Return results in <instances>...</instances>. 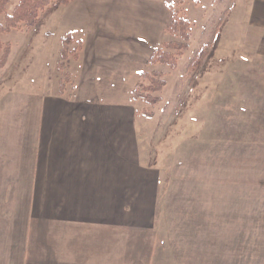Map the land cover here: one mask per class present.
I'll list each match as a JSON object with an SVG mask.
<instances>
[{"label": "rangeland", "instance_id": "rangeland-1", "mask_svg": "<svg viewBox=\"0 0 264 264\" xmlns=\"http://www.w3.org/2000/svg\"><path fill=\"white\" fill-rule=\"evenodd\" d=\"M17 2L11 0L6 12ZM62 7L42 13L34 28L0 33V41L11 46L0 71L5 153L19 159L29 143L27 156H39L40 132L49 130L58 140L50 160L65 156L97 169H117L123 177L153 178L146 185L153 192L156 232L183 240L186 255L200 256L196 264H226L227 249L236 257L244 254V261L264 256V61L258 54L264 26L258 0L178 4L192 23V37L175 70L147 64L146 55L96 61L93 49L79 61L74 55L83 34L66 32ZM94 9L88 6L78 16ZM69 32L68 53L61 58L59 40ZM150 35L139 38L134 53L146 52L151 38L155 48L174 39L166 30ZM199 50L201 57L192 66ZM59 61L65 69L58 68ZM153 69L163 73L167 86L153 107L155 116L146 119L134 113L150 106L129 97L140 72ZM9 162L5 156V165ZM16 176L10 166L5 184L0 176V209L14 207L24 190L12 182ZM3 217L0 213V264H5L8 224Z\"/></svg>", "mask_w": 264, "mask_h": 264}, {"label": "crops", "instance_id": "crops-1", "mask_svg": "<svg viewBox=\"0 0 264 264\" xmlns=\"http://www.w3.org/2000/svg\"><path fill=\"white\" fill-rule=\"evenodd\" d=\"M168 1L72 0L61 8V16L66 32L83 34L79 61L81 54L85 58L93 49L96 61L110 55L135 59L146 55L147 63L157 43L153 38L146 52L142 49L139 55L134 51L139 38L165 31L170 21ZM218 2L211 0L212 6ZM258 2V17L264 26V0ZM88 6L95 8L92 14L78 16ZM261 32L258 54L264 61V30ZM40 135L42 146L35 158L27 156L32 151L29 143L20 149L19 159L5 153V143L0 145L2 183L5 167L10 166L17 169L12 182L24 185L15 197L16 205L0 209L4 223H8L5 264H196L200 256L186 255L183 240L164 238L156 232V214L150 203L153 192L146 185L153 183V178L123 177L117 169H97L88 161H70L65 156L50 160L47 157L57 148L58 140L49 136V130ZM5 156L10 160L7 165ZM233 253L227 249L226 264H264V256L252 255L244 261V254L236 257Z\"/></svg>", "mask_w": 264, "mask_h": 264}, {"label": "trees", "instance_id": "trees-1", "mask_svg": "<svg viewBox=\"0 0 264 264\" xmlns=\"http://www.w3.org/2000/svg\"><path fill=\"white\" fill-rule=\"evenodd\" d=\"M72 0H18L10 13L6 12V8L11 0H0V33L5 34L11 31L25 28H34L41 22L42 13H49L55 9L66 6ZM217 1V0H215ZM184 0H169L166 4L170 11V21L166 26V32L174 39L164 43L160 47H156L151 53L147 64L151 65H166L170 69L175 70L178 67V62L181 56L189 49L192 37V23L186 17L183 9H177L176 6L183 3ZM1 18L3 21H1ZM73 32V31H72ZM69 32L65 36L60 37L61 48L59 55L65 58L67 51L65 49L66 41L71 38ZM83 41L80 39L78 52L74 58H78L79 52L82 49ZM11 46L9 43L0 41V71L5 67ZM202 50H199L192 59L191 65H196L201 57ZM63 62H57L58 68L65 69ZM65 77H69L68 72H64ZM167 86L166 80L163 78V73L157 69L144 70L139 74V79L131 90L129 100L131 102L141 101L150 108L135 112V116H141L146 119H152L155 116L153 107L163 100L161 93ZM64 92L63 83H59V93Z\"/></svg>", "mask_w": 264, "mask_h": 264}]
</instances>
